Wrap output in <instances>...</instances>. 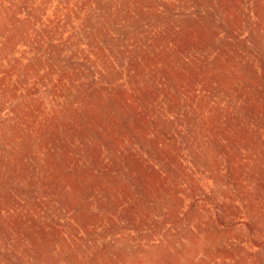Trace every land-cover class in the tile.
<instances>
[{
  "label": "rangeland",
  "instance_id": "374dc122",
  "mask_svg": "<svg viewBox=\"0 0 264 264\" xmlns=\"http://www.w3.org/2000/svg\"><path fill=\"white\" fill-rule=\"evenodd\" d=\"M0 264H264V0H0Z\"/></svg>",
  "mask_w": 264,
  "mask_h": 264
}]
</instances>
